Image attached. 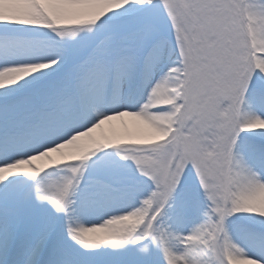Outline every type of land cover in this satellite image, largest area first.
Here are the masks:
<instances>
[{
	"label": "snow or ice",
	"instance_id": "snow-or-ice-1",
	"mask_svg": "<svg viewBox=\"0 0 264 264\" xmlns=\"http://www.w3.org/2000/svg\"><path fill=\"white\" fill-rule=\"evenodd\" d=\"M0 264H264V0H0Z\"/></svg>",
	"mask_w": 264,
	"mask_h": 264
}]
</instances>
